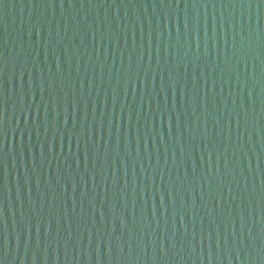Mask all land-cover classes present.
<instances>
[{
    "label": "water",
    "instance_id": "water-1",
    "mask_svg": "<svg viewBox=\"0 0 264 264\" xmlns=\"http://www.w3.org/2000/svg\"><path fill=\"white\" fill-rule=\"evenodd\" d=\"M0 264H264V0H0Z\"/></svg>",
    "mask_w": 264,
    "mask_h": 264
}]
</instances>
